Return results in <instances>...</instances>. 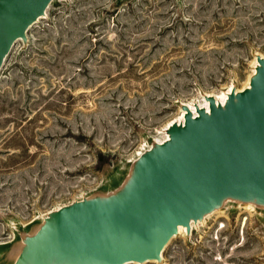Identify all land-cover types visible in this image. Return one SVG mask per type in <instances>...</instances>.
Listing matches in <instances>:
<instances>
[{"label":"rangeland","instance_id":"obj_1","mask_svg":"<svg viewBox=\"0 0 264 264\" xmlns=\"http://www.w3.org/2000/svg\"><path fill=\"white\" fill-rule=\"evenodd\" d=\"M27 37L0 70V264L49 211L117 188L181 103L244 87L264 0H52ZM160 264H264V209L225 202Z\"/></svg>","mask_w":264,"mask_h":264},{"label":"water","instance_id":"obj_2","mask_svg":"<svg viewBox=\"0 0 264 264\" xmlns=\"http://www.w3.org/2000/svg\"><path fill=\"white\" fill-rule=\"evenodd\" d=\"M51 1L0 0V70ZM255 61L248 84L225 99L181 103L180 120L132 161L117 188L43 216L21 235L12 264H160L180 228L190 235L225 202L264 209V57Z\"/></svg>","mask_w":264,"mask_h":264},{"label":"bare ground","instance_id":"obj_3","mask_svg":"<svg viewBox=\"0 0 264 264\" xmlns=\"http://www.w3.org/2000/svg\"><path fill=\"white\" fill-rule=\"evenodd\" d=\"M255 63H256V61H254ZM248 82H249V79L246 81V85L248 84ZM245 85V84H244ZM245 85V86H246ZM244 86V87H245ZM244 87H242V88H244ZM241 88V89H242ZM237 90H240V89H237ZM228 92V91H227ZM226 92V93H227ZM226 93H221L219 96H216V99H225L226 98ZM207 103V101L204 99V100H202L201 102H199V104L200 105H205ZM191 108L193 107V105H191V104H188ZM182 111V110H181ZM183 114H184V112L182 111L181 113H180V117H182L183 116ZM166 133H165V136H164V139L166 138ZM160 140V139H159ZM162 141V140H161ZM250 207V205H247V207ZM253 207V206H252ZM247 209H249V208H247ZM179 231H182V228H180L179 229ZM136 264V263H135Z\"/></svg>","mask_w":264,"mask_h":264}]
</instances>
